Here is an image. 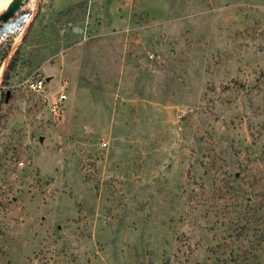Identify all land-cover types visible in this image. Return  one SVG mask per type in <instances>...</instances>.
I'll use <instances>...</instances> for the list:
<instances>
[{
    "label": "rangeland",
    "instance_id": "374dc122",
    "mask_svg": "<svg viewBox=\"0 0 264 264\" xmlns=\"http://www.w3.org/2000/svg\"><path fill=\"white\" fill-rule=\"evenodd\" d=\"M58 2L0 45V264H264V0Z\"/></svg>",
    "mask_w": 264,
    "mask_h": 264
},
{
    "label": "built area",
    "instance_id": "2783aa9c",
    "mask_svg": "<svg viewBox=\"0 0 264 264\" xmlns=\"http://www.w3.org/2000/svg\"><path fill=\"white\" fill-rule=\"evenodd\" d=\"M17 25L13 22H6L0 27V45L4 44L17 34ZM26 86L29 90L42 93L45 92V79L43 77L37 76L36 78H29L26 81ZM64 86L57 91H55L50 96L47 95V105L54 116H59L63 103L66 99V93L64 91ZM46 97V96H45Z\"/></svg>",
    "mask_w": 264,
    "mask_h": 264
},
{
    "label": "water",
    "instance_id": "95a60500",
    "mask_svg": "<svg viewBox=\"0 0 264 264\" xmlns=\"http://www.w3.org/2000/svg\"><path fill=\"white\" fill-rule=\"evenodd\" d=\"M26 2V0H10L7 6L0 12V27L10 20L16 11Z\"/></svg>",
    "mask_w": 264,
    "mask_h": 264
},
{
    "label": "crops",
    "instance_id": "0c3cea01",
    "mask_svg": "<svg viewBox=\"0 0 264 264\" xmlns=\"http://www.w3.org/2000/svg\"><path fill=\"white\" fill-rule=\"evenodd\" d=\"M51 1V0H50ZM52 8H55V9H58L59 7H60V5H59V2H58V0H52V3H51V5H50ZM49 6V7H50ZM48 7V8H49ZM34 8V7H33ZM36 12H37V7L35 8V9H33V11H31V12H29L28 14V16H27V23H28V21L30 20V22H29V25L31 24V21H33L34 20V18L36 17ZM27 25V24H26Z\"/></svg>",
    "mask_w": 264,
    "mask_h": 264
},
{
    "label": "trees",
    "instance_id": "16d2710c",
    "mask_svg": "<svg viewBox=\"0 0 264 264\" xmlns=\"http://www.w3.org/2000/svg\"><path fill=\"white\" fill-rule=\"evenodd\" d=\"M13 62H14V60H13V58L11 57L10 61H9L8 64H7L6 71H5V73H4V78H5V79L8 77V71H9V69H10L11 67H13Z\"/></svg>",
    "mask_w": 264,
    "mask_h": 264
}]
</instances>
